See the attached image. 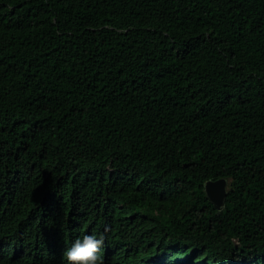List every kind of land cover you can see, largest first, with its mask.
Masks as SVG:
<instances>
[{
  "label": "trees",
  "instance_id": "obj_1",
  "mask_svg": "<svg viewBox=\"0 0 264 264\" xmlns=\"http://www.w3.org/2000/svg\"><path fill=\"white\" fill-rule=\"evenodd\" d=\"M85 235L103 264H264V0H0V264Z\"/></svg>",
  "mask_w": 264,
  "mask_h": 264
},
{
  "label": "clouds",
  "instance_id": "obj_2",
  "mask_svg": "<svg viewBox=\"0 0 264 264\" xmlns=\"http://www.w3.org/2000/svg\"><path fill=\"white\" fill-rule=\"evenodd\" d=\"M104 244V237L85 235L82 240L77 239L70 248L65 250L64 256L68 264H103L98 254Z\"/></svg>",
  "mask_w": 264,
  "mask_h": 264
},
{
  "label": "water",
  "instance_id": "obj_3",
  "mask_svg": "<svg viewBox=\"0 0 264 264\" xmlns=\"http://www.w3.org/2000/svg\"><path fill=\"white\" fill-rule=\"evenodd\" d=\"M228 186L229 182L226 179L209 181L205 184L206 196L218 211H222L225 207Z\"/></svg>",
  "mask_w": 264,
  "mask_h": 264
}]
</instances>
